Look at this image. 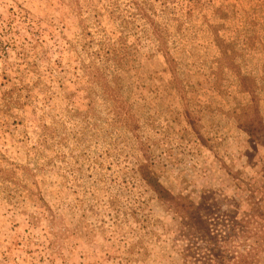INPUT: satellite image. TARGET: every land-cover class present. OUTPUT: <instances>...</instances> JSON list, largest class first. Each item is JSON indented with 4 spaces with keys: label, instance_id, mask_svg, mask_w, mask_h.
Instances as JSON below:
<instances>
[{
    "label": "rangeland",
    "instance_id": "rangeland-1",
    "mask_svg": "<svg viewBox=\"0 0 264 264\" xmlns=\"http://www.w3.org/2000/svg\"><path fill=\"white\" fill-rule=\"evenodd\" d=\"M262 125L264 0H0V264L206 263L145 169L245 254Z\"/></svg>",
    "mask_w": 264,
    "mask_h": 264
},
{
    "label": "trees",
    "instance_id": "trees-1",
    "mask_svg": "<svg viewBox=\"0 0 264 264\" xmlns=\"http://www.w3.org/2000/svg\"><path fill=\"white\" fill-rule=\"evenodd\" d=\"M262 127L264 128V125H262ZM263 128L261 129V131H263ZM247 133L253 139V141H256V137L252 131H247ZM141 177L144 182L157 194L159 199L168 202L171 209L176 213L178 212L177 214L179 215V218L184 223V228L188 227L191 230L197 231L198 227H202L200 228L201 231L205 230L206 235L204 236V241L207 245V254L205 257H203V259L206 261V263L204 262L201 264H247L246 255H248L250 248H252L254 244H257V240L259 242V234L257 233V231L261 232V230L259 229L264 228V214L260 213L259 205L258 203H256L252 193H250L249 199H247V205L250 207V209L248 210V212L243 213V217L238 223L234 221H231L229 223L228 228L230 234L226 239H233V237L235 236V228H239V233L244 238L243 245L245 246L247 251H245V254L239 255L237 253H229L227 257H224L220 256L217 253L216 246L218 244V237L212 236L208 227L203 226L204 224L202 222L195 220V217L191 215H184V213H182V211L185 209L184 205L180 203L178 199L172 197L171 194L167 190H165L162 185H160V183H158V181L150 174L147 169L143 171ZM193 220L195 222H193ZM258 220H260V223ZM256 236L258 237V239H254V237ZM195 262H201V260L197 259L196 261H194V264Z\"/></svg>",
    "mask_w": 264,
    "mask_h": 264
}]
</instances>
